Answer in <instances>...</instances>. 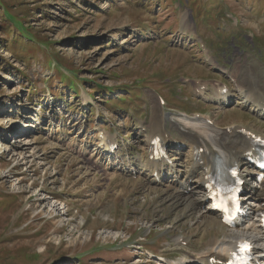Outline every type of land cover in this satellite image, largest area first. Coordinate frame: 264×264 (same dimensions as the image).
I'll use <instances>...</instances> for the list:
<instances>
[{"label": "rangeland", "instance_id": "374dc122", "mask_svg": "<svg viewBox=\"0 0 264 264\" xmlns=\"http://www.w3.org/2000/svg\"><path fill=\"white\" fill-rule=\"evenodd\" d=\"M217 3L196 27L187 0H0V264H159L153 255L181 261L233 233L199 222L170 178L150 185L138 167L125 174L95 162H106L97 128H117L125 159L146 154L157 95L169 118L186 109L264 131L241 106L219 110L195 92L203 80L229 84L222 70L241 61L264 66V0H196L194 13ZM95 84L116 90L84 98ZM127 87L139 96L115 106ZM17 141L30 143L27 165Z\"/></svg>", "mask_w": 264, "mask_h": 264}, {"label": "bare ground", "instance_id": "6f19581e", "mask_svg": "<svg viewBox=\"0 0 264 264\" xmlns=\"http://www.w3.org/2000/svg\"><path fill=\"white\" fill-rule=\"evenodd\" d=\"M182 24L183 26L190 25L187 13L182 15ZM222 71L226 72L228 75L231 74L230 71ZM233 72L237 78V88H229L225 93L222 91V88H218L217 91L214 89L209 96L203 94V98L206 100H213L222 106L236 100L237 105L241 104L242 107H246L250 112L255 114L258 119H264V66L258 65L255 60H244L236 65ZM203 86H205V84L198 86L200 93H203V90H201ZM85 97H88V95H85ZM239 100L242 101L240 102ZM153 101L156 105V110L154 114L155 119L152 121L153 124H150L154 129L152 135L161 134L170 142H173L172 134L164 128H168L169 126L176 130V132L179 133L178 140L185 144L190 151L188 154L189 161L186 162L183 160L184 152L182 150L174 149V162L172 164L146 160L144 164L140 165V174L147 176L150 185L155 184L157 180L162 182L166 175L172 176L174 178V185L179 187L182 191H179V193L175 195L177 193L176 191L174 194L175 198L190 205L195 217L200 220L199 222L203 224L207 223V225L215 223L223 229L229 228L222 223L217 214L210 210L211 205L207 201V193L204 188L205 177L213 169L220 168L222 172H226L235 162H242L244 160V153L248 149V142L241 134V131L243 128L247 127V125L239 122L231 124L232 126L229 128L221 127L209 115L204 114H201L200 117L193 118L184 116H172L173 118H169L168 115L166 114V116L163 112L164 107L156 100ZM208 118L213 120V125L206 122ZM250 129L253 130L255 128L250 127ZM253 131L264 136V131L259 132L257 129ZM21 136L22 134L20 133L18 138L21 139ZM102 137L103 139L99 141L100 143L98 142L100 151L99 148L96 150L98 151L97 153L101 155V158L103 156L106 162L104 163L102 160L98 162L99 159H97L95 161L96 164L99 167L103 166V168H106L105 170L108 171H116L118 169L122 172H133V174H135V168L131 167V161L129 165L125 164L128 168H119L121 164H118L116 161L113 162L112 159L106 157L108 145L113 136L103 132ZM29 145L30 143H24V145L20 147L19 141H17V145L13 151L17 152V148L21 151L25 150ZM200 147L206 148L207 152L205 154L196 153ZM82 151L83 154L88 153L87 149H83ZM20 154V158L17 159L19 161L18 164L24 165L29 163V157L32 158L35 156L30 155L29 157H24L23 151L20 152ZM201 161H203V163ZM135 164H137V162H135ZM108 174L113 175L111 172H108ZM247 174L249 175L248 170ZM243 199L244 205L247 208V217L240 221L235 228H230L233 232L232 234L225 235L222 239L218 237L211 239L208 242L207 249L198 253V256L195 258L196 264H214L210 260L213 256L218 259H226L227 251L233 249L237 241L242 238H248L253 241L255 264H264V234L261 231L259 219L260 211L264 210V197L261 196L259 190L252 187L245 190ZM53 206L55 208L56 205ZM176 241H179V239ZM182 241L185 240L183 239ZM179 261L176 263L169 262L168 264H182V261Z\"/></svg>", "mask_w": 264, "mask_h": 264}, {"label": "trees", "instance_id": "16d2710c", "mask_svg": "<svg viewBox=\"0 0 264 264\" xmlns=\"http://www.w3.org/2000/svg\"><path fill=\"white\" fill-rule=\"evenodd\" d=\"M167 2H169V0H166ZM8 16V15H7ZM60 71V70H59ZM69 90H75L76 94H77V83L75 81L72 80V85L69 87ZM116 90V88H108V91H106L109 94H112L114 91ZM91 94L92 96H96V95H105V88H103V86L95 84L94 86H92V88H90ZM62 95V93L58 94V97H60ZM134 97L137 95V87H127V91L125 92V95L120 97L121 101H125L127 100V97ZM114 101H117L114 100ZM108 103V102H107Z\"/></svg>", "mask_w": 264, "mask_h": 264}]
</instances>
